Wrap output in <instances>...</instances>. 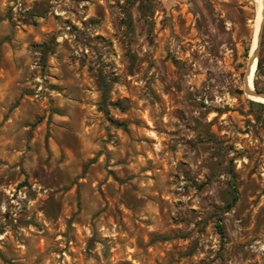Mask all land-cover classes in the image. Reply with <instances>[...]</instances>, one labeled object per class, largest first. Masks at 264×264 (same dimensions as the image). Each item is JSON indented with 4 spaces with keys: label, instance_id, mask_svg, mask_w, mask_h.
I'll use <instances>...</instances> for the list:
<instances>
[{
    "label": "rangeland",
    "instance_id": "374dc122",
    "mask_svg": "<svg viewBox=\"0 0 264 264\" xmlns=\"http://www.w3.org/2000/svg\"><path fill=\"white\" fill-rule=\"evenodd\" d=\"M258 7L0 0V264H264Z\"/></svg>",
    "mask_w": 264,
    "mask_h": 264
},
{
    "label": "water",
    "instance_id": "95a60500",
    "mask_svg": "<svg viewBox=\"0 0 264 264\" xmlns=\"http://www.w3.org/2000/svg\"><path fill=\"white\" fill-rule=\"evenodd\" d=\"M263 31H264V0H263L262 22H261L259 33H258L257 48L250 56L249 64H248L247 71H246V74H245V77H244L245 93L249 97L250 96H257V97L264 98V93L263 92H259V91L255 90V88L252 90L248 86V77L250 76V74L252 72L253 63H254L255 60H258V53H259V48H260V45H261V36L263 34ZM257 64H258V61H257Z\"/></svg>",
    "mask_w": 264,
    "mask_h": 264
},
{
    "label": "bare ground",
    "instance_id": "6f19581e",
    "mask_svg": "<svg viewBox=\"0 0 264 264\" xmlns=\"http://www.w3.org/2000/svg\"><path fill=\"white\" fill-rule=\"evenodd\" d=\"M259 3V9H258V19H257V30L255 33V40L253 43V49L257 48V41H258V33H259V29H260V25L262 22V11H263V0H256ZM255 67H256V60L253 63L252 66V72L250 74V76L248 77V86L250 87V89H254V80H255ZM251 98H253L254 100L260 102V103H264V98L262 97H257V96H250Z\"/></svg>",
    "mask_w": 264,
    "mask_h": 264
},
{
    "label": "trees",
    "instance_id": "16d2710c",
    "mask_svg": "<svg viewBox=\"0 0 264 264\" xmlns=\"http://www.w3.org/2000/svg\"><path fill=\"white\" fill-rule=\"evenodd\" d=\"M260 62H259V64H258V67H260ZM252 104H256V105H259L260 107H264V104H262V103H259V102H251ZM107 115H108V111H106L105 112Z\"/></svg>",
    "mask_w": 264,
    "mask_h": 264
}]
</instances>
